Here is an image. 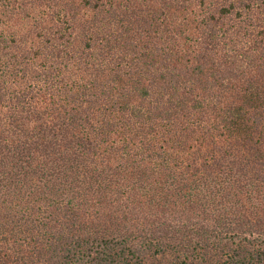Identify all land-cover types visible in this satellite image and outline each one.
I'll return each instance as SVG.
<instances>
[{"label": "trees", "instance_id": "obj_1", "mask_svg": "<svg viewBox=\"0 0 264 264\" xmlns=\"http://www.w3.org/2000/svg\"><path fill=\"white\" fill-rule=\"evenodd\" d=\"M0 264H264V0H0Z\"/></svg>", "mask_w": 264, "mask_h": 264}]
</instances>
